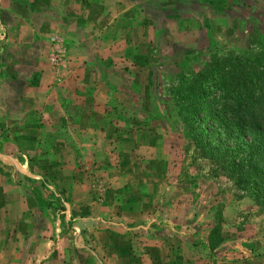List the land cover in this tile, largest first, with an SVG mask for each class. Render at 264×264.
<instances>
[{"label":"crops","instance_id":"0c3cea01","mask_svg":"<svg viewBox=\"0 0 264 264\" xmlns=\"http://www.w3.org/2000/svg\"><path fill=\"white\" fill-rule=\"evenodd\" d=\"M231 2L0 0V264H201L151 194L163 167L151 124L161 120L147 121L144 104L147 125L118 128L126 120L113 125L110 113L131 103L118 89L131 90L132 72H150L156 43H171L168 58L196 53L209 27H227ZM54 37L66 60L57 77Z\"/></svg>","mask_w":264,"mask_h":264},{"label":"rangeland","instance_id":"374dc122","mask_svg":"<svg viewBox=\"0 0 264 264\" xmlns=\"http://www.w3.org/2000/svg\"><path fill=\"white\" fill-rule=\"evenodd\" d=\"M234 2L232 0L229 3L225 13L227 27L211 26L208 34H205V39L200 36L201 42L197 46L196 53L203 56L197 61L198 64L214 48L237 54L244 50L255 51L264 45V0L257 3L260 6L257 11L250 9V4L255 0H242L238 3L240 5L235 7ZM217 14L211 12L207 17L216 19ZM177 38L179 41L183 40L180 35H177ZM204 42L206 47L203 48ZM181 43L184 42H178V45L180 46ZM170 45L167 40L156 43L155 47L150 49L146 60L150 72H132L128 81L131 83V90L124 92L118 89L119 93L130 99L131 103L128 105V102L124 101L126 104L124 109L120 107L121 104L116 106L115 103L114 110L110 113L115 118L113 125L122 123L124 118L126 122L120 124L118 128H128L129 124L144 127L147 124L142 123L146 118L143 112L146 110V114L150 113L152 99L167 100L164 93L170 86L167 82L168 78L177 71L174 60L167 57L171 53ZM191 67L194 69L198 66L194 64ZM55 75L56 73L54 77H57ZM136 86L139 90L142 88L141 94ZM140 95L143 100H140ZM144 104L147 109L142 111ZM162 123L161 121L151 124L157 126L161 134L157 139L159 146L154 155L163 164L162 176L159 177L160 186L156 191L152 190L151 194L156 197L160 212L167 215L161 219L171 223L177 221V224L173 223V225L183 229L186 235L184 240L194 246L195 250L192 252L184 246L186 256L192 257L196 254L199 257L197 261L201 264H264V201L256 202L244 196L245 189L240 185L232 184L227 177L224 178L213 161L195 160L190 145L177 134L175 129L172 132ZM139 153L137 155L142 156L143 159L149 156L144 154L146 153L144 150ZM105 156L112 157L108 154ZM114 156L116 159L115 153ZM95 157L98 162L104 164V160H99L102 156ZM131 158L134 160L133 157ZM159 168L157 164V173L160 171ZM111 172L112 177H115L117 171ZM67 173L69 175V170ZM81 173L85 176L94 175L89 171L79 174ZM215 173H218V176H214ZM51 184L47 183V185ZM94 190L101 191L98 187ZM57 221H61L68 228H73L76 223L68 218H59ZM155 221L158 227L161 222L156 219ZM213 227H216V232L211 237L210 231Z\"/></svg>","mask_w":264,"mask_h":264},{"label":"trees","instance_id":"16d2710c","mask_svg":"<svg viewBox=\"0 0 264 264\" xmlns=\"http://www.w3.org/2000/svg\"><path fill=\"white\" fill-rule=\"evenodd\" d=\"M223 50L209 51L200 64V53L170 57L177 71L168 78L167 100L153 98L146 120L175 129L195 160L213 161L244 196L264 201V45L237 54Z\"/></svg>","mask_w":264,"mask_h":264},{"label":"built area","instance_id":"2783aa9c","mask_svg":"<svg viewBox=\"0 0 264 264\" xmlns=\"http://www.w3.org/2000/svg\"><path fill=\"white\" fill-rule=\"evenodd\" d=\"M50 52H49V65L54 73L59 74L64 69L66 61L64 57V48L62 41L57 37L49 40Z\"/></svg>","mask_w":264,"mask_h":264}]
</instances>
